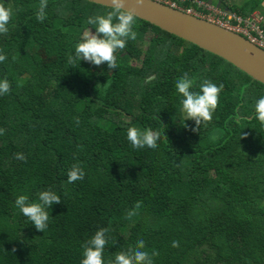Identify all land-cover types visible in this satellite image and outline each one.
<instances>
[{
  "label": "trees",
  "instance_id": "obj_1",
  "mask_svg": "<svg viewBox=\"0 0 264 264\" xmlns=\"http://www.w3.org/2000/svg\"><path fill=\"white\" fill-rule=\"evenodd\" d=\"M200 1L241 17L264 15V0L243 7L239 0ZM0 4L13 13L9 32L0 34L7 57L0 80L11 84L0 96V264H81L84 243L100 228H110L104 264L139 239L143 250L159 252L154 264H264V125L255 113L263 85L138 18L137 38L116 53L117 69L71 65L68 54L85 32H95L87 19L111 9L48 0L41 23L40 0ZM184 73L194 92L205 79L225 85L199 132L175 87ZM129 127L159 131L158 147L134 149ZM76 163L85 177L67 183ZM46 190L61 203L46 209L43 233L15 199L39 202ZM132 210L137 214L126 219Z\"/></svg>",
  "mask_w": 264,
  "mask_h": 264
},
{
  "label": "clouds",
  "instance_id": "obj_2",
  "mask_svg": "<svg viewBox=\"0 0 264 264\" xmlns=\"http://www.w3.org/2000/svg\"><path fill=\"white\" fill-rule=\"evenodd\" d=\"M126 3L127 0H110L111 10L106 15H96L87 19V24L94 26L95 32L84 33L81 42L75 45V54H68L69 64L75 65L83 60L96 66L106 62L109 71L118 68L116 53L125 49L128 40L137 38V32L134 30L137 14L134 8L126 7ZM144 3L145 0H136L137 5L142 6ZM47 7L48 0H40L39 9L35 15L41 23L47 17ZM12 15L10 7L0 4V34L9 32L8 25ZM6 58V55L0 54V63ZM175 87L183 97L181 103L186 120L195 121L196 127L192 131L199 132L202 125L206 127L212 121L213 113L219 104L220 93L225 85L223 83L217 85L205 79L200 84V91L194 92L190 90L193 87V79L188 73H184L181 78H178ZM10 92L11 84L8 79L0 80V96ZM255 113L256 119L264 125V96L256 101ZM76 122L79 123L78 117ZM3 132L4 129H0V134ZM127 139L134 149L147 147L155 150L158 147L160 133L151 129L141 131L136 127H129ZM15 157L19 160H26L23 153H16ZM84 177L85 171L80 164H73L67 173V183L83 180ZM38 200L39 202H30L27 195H19L15 199V207L32 222L38 231L44 233L49 222V213L46 209L51 208L53 204H60L61 197L52 190H46L38 194ZM139 207L140 203L137 202L135 208ZM136 214L135 210L129 211L125 218L131 220ZM109 231L110 228H100L84 243L81 264H104L103 252L108 243L107 233ZM113 243L115 244V241ZM172 247L178 248L179 241H172ZM143 249H145V241L139 239L134 249L129 248L127 251L116 253L114 260H110L108 264H154L153 257L158 256L159 252L153 250L149 253Z\"/></svg>",
  "mask_w": 264,
  "mask_h": 264
},
{
  "label": "water",
  "instance_id": "obj_3",
  "mask_svg": "<svg viewBox=\"0 0 264 264\" xmlns=\"http://www.w3.org/2000/svg\"><path fill=\"white\" fill-rule=\"evenodd\" d=\"M86 1L111 9L110 0ZM126 7L134 8L138 19L224 60L264 86V51L242 36L151 0L142 6L127 0Z\"/></svg>",
  "mask_w": 264,
  "mask_h": 264
},
{
  "label": "built area",
  "instance_id": "obj_4",
  "mask_svg": "<svg viewBox=\"0 0 264 264\" xmlns=\"http://www.w3.org/2000/svg\"><path fill=\"white\" fill-rule=\"evenodd\" d=\"M189 16L205 17L216 26L242 36L252 45L264 51V16L256 12L248 17H241L228 9L217 8L200 0H151Z\"/></svg>",
  "mask_w": 264,
  "mask_h": 264
},
{
  "label": "rangeland",
  "instance_id": "obj_5",
  "mask_svg": "<svg viewBox=\"0 0 264 264\" xmlns=\"http://www.w3.org/2000/svg\"><path fill=\"white\" fill-rule=\"evenodd\" d=\"M237 6H239V7H243V6H245V4H246V0H239V1H237L236 3H235ZM263 10H264V4H263ZM264 16V15H263ZM89 33H91V31H89ZM135 65H138V66H140V64H138V63H136L135 62ZM185 114V113H184ZM185 117H186V115H185Z\"/></svg>",
  "mask_w": 264,
  "mask_h": 264
},
{
  "label": "bare ground",
  "instance_id": "obj_6",
  "mask_svg": "<svg viewBox=\"0 0 264 264\" xmlns=\"http://www.w3.org/2000/svg\"><path fill=\"white\" fill-rule=\"evenodd\" d=\"M205 15H206L205 17H200V18H199V17H196V18H198V19H201V20H204V21H207V22L211 23V22L209 21V18H208V17H209L208 13H206ZM192 17H194V16H192ZM139 20H140V19H139ZM141 21H142V20H141Z\"/></svg>",
  "mask_w": 264,
  "mask_h": 264
},
{
  "label": "crops",
  "instance_id": "obj_7",
  "mask_svg": "<svg viewBox=\"0 0 264 264\" xmlns=\"http://www.w3.org/2000/svg\"><path fill=\"white\" fill-rule=\"evenodd\" d=\"M213 5H215V4H213ZM215 6H217V5H215Z\"/></svg>",
  "mask_w": 264,
  "mask_h": 264
}]
</instances>
